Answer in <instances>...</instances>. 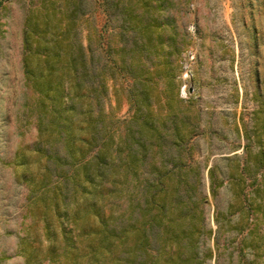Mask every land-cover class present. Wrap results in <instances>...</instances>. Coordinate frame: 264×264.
Listing matches in <instances>:
<instances>
[{"label":"rangeland","instance_id":"rangeland-1","mask_svg":"<svg viewBox=\"0 0 264 264\" xmlns=\"http://www.w3.org/2000/svg\"><path fill=\"white\" fill-rule=\"evenodd\" d=\"M164 4L153 16L165 26L169 63L144 81L149 106L139 94V79L133 80L121 67V15L109 19L102 0H83V13L75 20L79 38L96 57H102L109 42L105 60L110 75L105 74L101 102L115 140L130 124L137 134L147 107L158 118L169 113L167 124L174 120L175 127H165L163 133L169 136L177 129L184 135L178 148L186 162L174 169L181 172L180 193L191 216L170 222L168 217L153 219L155 207L148 212L146 189L155 190L158 182L151 181L163 169L156 144V154L143 163L138 180L106 181L110 191L103 209L112 213L111 224L117 228L128 224L134 230L144 223L147 241L137 250L139 264H178L179 259L182 264H264V0ZM40 6L41 0H0V264H65L61 246L49 252L43 220L37 212L32 214L36 208L31 209L27 197L28 182L19 176L22 166L13 163L15 151L28 152L37 139L29 116L34 93L25 84L22 68V31L27 15ZM137 11L142 20L152 15L143 7ZM130 55H125L126 62ZM133 58L136 64H151L139 52ZM102 61L95 60L94 67ZM172 210L174 215L179 209ZM181 229L180 237L171 232ZM102 254L98 263L132 264L129 252L113 259Z\"/></svg>","mask_w":264,"mask_h":264},{"label":"trees","instance_id":"trees-1","mask_svg":"<svg viewBox=\"0 0 264 264\" xmlns=\"http://www.w3.org/2000/svg\"><path fill=\"white\" fill-rule=\"evenodd\" d=\"M46 1L41 0L37 12L27 15L22 31V68L25 84L34 93L29 116L34 120L37 139L28 147V152L18 148L13 163L22 166L19 176L28 182L27 197L31 209L36 208L32 214L37 212L43 220L51 255L61 246L65 264H102V261L98 263L99 253L102 256L107 253L113 259L117 253L129 252L132 256L127 261L139 264L137 250L147 241L144 223L138 230H132L128 224L119 228L111 224L112 213L107 215L103 209L104 196L110 191L106 184L130 178L138 180L143 163L154 158L152 146L156 144L163 169L151 181L158 182L155 190L146 189L150 194L146 202L148 212L155 207L153 219L168 217L170 222L174 219L176 222L179 217L182 222L190 214L187 201L180 193L181 172L174 168L186 162L178 148L184 135L177 129L169 136L163 133L165 127H172L174 120L167 124L169 113L158 118L154 109L147 107L138 122L137 134L130 124L115 140L112 121H108L101 102L106 90L105 74L110 75L105 60L109 42L102 57L100 53L96 57L95 50L79 38L75 19L83 13V0H61L60 3L50 0V5ZM164 2L102 0L109 19L117 13L121 15L118 33L123 42L119 47L121 67L126 68L133 80L139 79L142 84L139 94H143L148 106L150 94L143 90L144 81L150 80L153 72L161 73L169 63L166 52L170 51L165 50L162 34L165 26L153 16V11L166 6ZM139 7L152 13L148 20H142L137 11ZM131 33L132 38L128 36ZM130 52L133 56L139 52L149 58L150 66L146 62L136 64L131 55V60L126 62L125 55ZM100 57L101 66L95 68L94 62L101 60ZM167 163L171 165L166 166ZM173 176L177 178L174 180ZM35 191L37 196L32 198ZM172 209L179 210L171 215ZM171 232L182 235V229ZM177 263L182 264V259Z\"/></svg>","mask_w":264,"mask_h":264}]
</instances>
